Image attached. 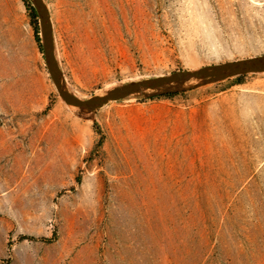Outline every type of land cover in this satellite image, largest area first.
I'll return each mask as SVG.
<instances>
[{
    "label": "rangeland",
    "instance_id": "1",
    "mask_svg": "<svg viewBox=\"0 0 264 264\" xmlns=\"http://www.w3.org/2000/svg\"><path fill=\"white\" fill-rule=\"evenodd\" d=\"M43 1L83 99L264 55V0ZM31 9L0 0V264H264V73L77 116Z\"/></svg>",
    "mask_w": 264,
    "mask_h": 264
},
{
    "label": "water",
    "instance_id": "2",
    "mask_svg": "<svg viewBox=\"0 0 264 264\" xmlns=\"http://www.w3.org/2000/svg\"><path fill=\"white\" fill-rule=\"evenodd\" d=\"M39 19L43 39V54L47 72L58 96L77 116L94 113L110 102L130 97L153 98L172 93L185 92L200 86L234 76L259 74L264 72V55L205 66L193 71L175 72L142 81H132L107 91L93 94L87 99H79L67 90L63 74L55 57L52 25L49 12L43 0H30Z\"/></svg>",
    "mask_w": 264,
    "mask_h": 264
},
{
    "label": "trees",
    "instance_id": "3",
    "mask_svg": "<svg viewBox=\"0 0 264 264\" xmlns=\"http://www.w3.org/2000/svg\"><path fill=\"white\" fill-rule=\"evenodd\" d=\"M23 1H25V0H23ZM31 18H36V13H35V11H34V9H31ZM34 30H35V40H36V42H39V38H38V36H37V27L36 26H34Z\"/></svg>",
    "mask_w": 264,
    "mask_h": 264
},
{
    "label": "bare ground",
    "instance_id": "4",
    "mask_svg": "<svg viewBox=\"0 0 264 264\" xmlns=\"http://www.w3.org/2000/svg\"><path fill=\"white\" fill-rule=\"evenodd\" d=\"M55 57H56V60H57L56 53H55ZM263 73H264V72H263ZM70 88H71V87H70ZM70 88L67 87V90L69 91V93H71L73 96H75V97H77V98H79V99H83L82 97L77 96V95L74 93V91H71ZM106 89H107V88H106ZM72 90H73V89H72ZM105 91H107V90H105Z\"/></svg>",
    "mask_w": 264,
    "mask_h": 264
}]
</instances>
